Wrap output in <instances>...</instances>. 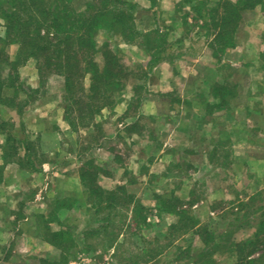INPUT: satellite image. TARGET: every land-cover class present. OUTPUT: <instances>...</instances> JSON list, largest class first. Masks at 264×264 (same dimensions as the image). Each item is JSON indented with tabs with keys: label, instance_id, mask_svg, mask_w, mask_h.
Masks as SVG:
<instances>
[{
	"label": "trees",
	"instance_id": "1",
	"mask_svg": "<svg viewBox=\"0 0 264 264\" xmlns=\"http://www.w3.org/2000/svg\"><path fill=\"white\" fill-rule=\"evenodd\" d=\"M150 1V8L140 9L133 0H0V30L5 28V37L0 36V41L4 44L0 46V107L15 109L22 115L27 107L37 101L38 95L45 91L49 79L58 76L63 78L64 120L73 132L99 127L96 118L104 110L114 109L123 101L129 82L132 79L140 81L148 74L131 69L108 45L105 49H100L97 36L105 32L119 35L128 44L139 42L140 47L151 55V61H154L152 63L158 64L165 53L168 39L167 34L157 27L156 8L160 0ZM183 2L193 5L195 19L204 21L202 28L206 30L208 48L218 60L235 47L238 30L257 7L264 5V0ZM10 45L19 46L15 60L8 54L7 47ZM31 60L37 63L38 88L26 86L20 77V69ZM88 76L90 86L86 88L84 84ZM140 89L142 86L133 88L136 92ZM214 94L222 99L217 108L225 109L226 99L234 96L235 92L228 86L218 85ZM14 129L15 126L11 123L0 124V133L7 135L3 146L5 163L16 160L23 166L36 170L40 161L35 143L26 137H18ZM226 144V141L217 144L211 156L214 165L220 158L227 159L230 156L221 150ZM20 150L24 151V156L20 155ZM101 171L102 168L93 160L84 162L80 180L87 200L82 197L84 199L81 201L80 197L75 196L58 198L54 203V212L48 217L43 216V220L61 224L58 216L60 211L88 205L95 224L82 234L84 239L86 242L95 238L104 239L106 247L112 249L120 243L119 237L123 235L122 231L129 218V221L136 222L140 228L147 227L151 210L124 185L111 190L103 187L99 182ZM3 181L4 169L0 167V184ZM187 203L176 196L160 197L158 211L177 216L178 221L170 230L179 229L185 234L193 231L206 245L213 243L218 247L215 234L208 227L202 226L186 208H181L187 206ZM50 236L54 238L50 239L51 244L62 251L67 250L64 243H73L65 228L50 233ZM231 248L235 264H264V212L254 234L232 244ZM208 255H213V251ZM66 258L63 257V263ZM211 261L212 259L203 264H210Z\"/></svg>",
	"mask_w": 264,
	"mask_h": 264
},
{
	"label": "rangeland",
	"instance_id": "2",
	"mask_svg": "<svg viewBox=\"0 0 264 264\" xmlns=\"http://www.w3.org/2000/svg\"><path fill=\"white\" fill-rule=\"evenodd\" d=\"M133 2L140 9H148L144 6L151 4L150 0H133ZM192 6L185 2L175 5V16L182 27H184V33L177 36L174 34L170 35L171 31H173L174 23L173 21L170 22L167 18V11L163 14L162 11L156 8L157 27L167 34L168 39L165 53L161 59L173 60L180 52H192L191 49L187 51L186 48L195 49L200 33L206 32L202 28L204 21L195 19L196 11L192 10ZM252 16L253 14L250 15L249 19ZM152 29L154 30L155 26ZM0 36L2 38L5 37V28L0 30ZM97 43L100 49H105V46L108 45L109 48L123 58L127 66L137 72L142 70V72L148 75L140 81L132 79L127 85L123 94V101L129 99L131 95L135 96V101L132 102L126 113H122V111L115 112V109L122 101L114 109L104 110L102 115L96 118L99 127H91L86 130L81 129L76 133L73 132L70 125L64 119L60 118L63 111L59 110V106L64 105L63 78L52 76L45 91L39 94L37 101L32 104V106L39 107L38 114L41 117H47L50 120L49 123L46 122L42 126L40 139H37L35 135L39 133L41 125L35 126L37 133L34 135V139H36L34 143L37 158L40 161V163H37V167L39 169L47 168L52 179L51 183H58V186L61 185L58 187L60 190L54 194L65 196L63 182H65L66 177L73 170L72 168L77 169L81 161L84 164L86 161L93 160L102 168L99 182L103 184V187L116 188L118 184L116 185L115 183L117 180H115L114 174L117 173L118 169H121L119 174L127 180L128 184L126 188L131 194L139 197L138 200L140 202L144 200L147 203L151 200L152 202L149 201L150 204L155 203L158 205L159 199L154 201V193H163L165 189L154 188V184H139L138 177L134 172L130 171L127 165L129 164V157L133 151V147H130L125 140V137L130 135L131 131L137 130L143 135V139L153 140L155 146H160V142L155 139V132L153 131L157 124L152 122L149 117H144L141 119L142 122L136 127H131L128 125V118L135 115L143 100L151 97L155 99L159 111H170V107L177 100V92L163 95L159 91L157 86L160 85L161 81L158 83V79L153 76V70L157 64L152 63L154 61H151V55L147 54L140 47L139 42L128 44L119 35L101 32L97 36ZM0 46H4L1 41ZM18 49V45L7 47L8 54L12 60L16 59ZM101 66H103V62H101ZM37 75L38 70L35 60L29 61L25 67L20 69L21 80L26 86H31L30 84L35 82L34 80ZM255 77V75H251L249 82L255 80ZM84 85L86 88H89L90 76L86 78ZM230 85L231 87L233 86L231 83ZM135 86H142V89L136 92L133 90ZM140 99L142 100L141 102L139 101ZM57 105L58 107H55ZM17 113L15 109L0 107V124L3 122L10 123L14 119L18 121ZM53 114L59 115L58 121L57 115L54 116ZM35 121L31 119L30 123L33 124ZM32 124H27L26 129L30 130L29 128ZM171 127L172 124L169 128ZM17 128L20 131L22 130V128ZM27 130L25 131L26 134L28 133ZM21 138L24 139V137ZM259 139L257 136L253 138L255 141ZM196 141L197 139L193 143V148L195 149L199 148L201 144H198L199 142ZM4 142L5 137L0 136V147H2ZM137 148L140 150L141 146L139 145ZM243 148V154L246 155L257 157L264 154L257 145L251 144ZM107 149H112L115 156L113 161H109V154L105 151ZM221 150L225 152V155L230 156L227 159L220 158L215 167L202 170L198 173V176L192 183L194 184L192 185L194 186V193L191 194L189 200H184L188 202V205L181 206V208H186L190 214L199 220L202 226L208 227V230L215 234V242L218 247H215L213 243H210L209 246L206 245L202 238L193 231L185 234L182 230H170L169 227L161 232L157 229V220L151 221L150 224L148 222L147 227L140 228L136 222L129 221L130 218L122 231L123 235L119 237L120 243L115 245L114 248H107V242L104 239L95 238L86 242L82 234L95 224L91 218V211L88 209V205L84 208H76L68 214L66 213L63 216L64 227H61L59 224L50 226L44 220H37L40 237L44 239H54L48 233V226H50L51 230L54 229L56 231L65 228L68 236L73 239V243H64V247L67 248L66 251H64L65 249L63 250L64 253L61 249L55 247L50 251L47 259H41L39 255H29V251L25 250L26 241L18 238L20 237L19 233L7 235L2 229L5 227L2 222L0 224V246L8 247L11 244H15L13 246L16 254L31 256L33 258L32 264L63 263V257L65 256L67 260L63 264H203L207 263L210 259H212L210 264H235L236 259L231 251L232 244L250 238L256 231L257 224L264 212V184L258 183V173L256 171H252L251 169H244L243 171L242 168L237 169L235 165H230L231 157H233L231 143L227 142L224 149L221 148ZM226 152H229V154H226ZM148 153L149 157L152 153L150 151ZM1 154L2 152L0 151V162H2ZM20 155L24 156L21 150ZM116 156L120 158H116ZM148 157L142 163L144 165L141 170L142 173L148 171V167L152 162ZM12 163L8 165V177L17 182L13 190H18V188L22 190L19 202L33 200L32 189L34 187L28 185V182L33 178H39L38 181L41 182V176L36 174L34 177L32 169L23 166L16 160ZM158 169L161 170V164H159ZM158 169L156 168L155 170ZM171 173L176 177V181H173L179 182L182 176L194 174V169L188 166L184 172L180 173L176 168H171ZM159 179L161 178L155 180L157 185L160 184ZM172 185L177 187L175 183ZM192 186H187L185 190H189ZM192 203L195 204L192 205ZM149 210H151L149 215H155V209L149 208ZM1 214V218H4L5 214L8 218L10 217L9 211L2 212ZM13 235L18 240L13 239ZM211 251H213V255L210 256L208 253ZM0 264H5V250L3 249L0 250ZM6 264L21 263L11 261Z\"/></svg>",
	"mask_w": 264,
	"mask_h": 264
},
{
	"label": "crops",
	"instance_id": "3",
	"mask_svg": "<svg viewBox=\"0 0 264 264\" xmlns=\"http://www.w3.org/2000/svg\"><path fill=\"white\" fill-rule=\"evenodd\" d=\"M183 1L160 0L157 6V9L162 11L163 14L167 11V18L174 23L170 35L177 36L184 33V27L175 16V5ZM211 1L218 2L220 0ZM231 1L237 2L238 0ZM151 6L152 4H146L144 7L150 8ZM235 43V47L230 49L221 60H218L213 57L208 48L206 32H201L196 48H186L187 51L191 49L192 52H180L173 60L161 59L153 70V76L158 79V83L161 81L157 88L163 95L177 92V100L170 107V111L163 112L158 110L153 97L146 98L141 102L135 115L128 118V125L131 127H136L144 117H149L152 122L157 124L153 131L155 132V139L160 142V146H155L153 140L143 139V135L137 130L131 131L130 135L125 137L128 145L133 147L127 165L130 171L138 177L139 184H154V188L165 189L163 193H154V201L160 197L170 198L172 196H176L182 201L189 200L191 194L194 193V186H192L194 184L192 183L198 173L215 167L211 161V156L217 144L221 141L229 142L232 145L233 157H231L230 165H235L237 169L242 168L243 171L244 169L256 171L258 173V183L264 184V154L257 157L250 156L243 154L244 151L242 150L244 146L253 144L264 152V5L257 7L251 19L238 30ZM251 75L256 77L255 80L249 82ZM36 79L35 82L30 84L31 88L39 87L38 75ZM230 83L233 84L232 87ZM218 85L228 86L235 92L234 96L226 99L227 107L225 109L217 108L222 100L214 94V90ZM134 97L131 95L129 99L124 100L115 109V112L122 111V113H126L131 102L134 101ZM55 107H58V105ZM38 108V106L30 105L22 115L17 113L19 122L16 119L10 122L15 126L14 130L18 137H26L34 142L36 140L34 135L37 133L35 126L41 125L39 133L35 135L37 139H40L42 126L46 122L49 123L50 120L47 117H41L38 114ZM60 109L63 111L60 117L63 120L65 115L64 105H60ZM53 115L56 116L57 114ZM31 119L36 121L32 124L30 123ZM27 124H32L30 128L28 127L30 130L26 129ZM171 124L172 127L169 128ZM17 127L22 128V130L20 131ZM26 130L28 131L27 134L25 133ZM151 134L153 133L151 132ZM0 136H4L6 142L7 135L0 133ZM256 136L258 139L260 138L258 141L253 140ZM196 139V142H199L198 144L201 143L197 149L193 148ZM5 142L0 147L2 152L0 167L4 169V181L0 184V215H2V212L9 211L10 217L8 218L6 214L4 218L0 216V224L1 222L4 223L5 227L2 229L7 235L19 233L20 237L18 238L26 241L25 250L29 251V255H39L41 259H47L50 251L56 246L52 245L49 239L40 237L37 220H43L44 217H48L54 212V203L58 198L75 196L80 197L81 201L84 199L82 197L87 200V195L80 180V170L83 162L81 161L77 169L72 168L73 170L63 182L65 196L54 194L60 190L58 187L61 185L51 183L52 179L47 168L39 169L37 167V170H33V175L35 177L36 174H39L41 182L38 181L39 178H33L28 182V185L34 187L32 189L33 200H26L27 202L23 200L25 202L21 203L19 200L22 190L19 188L13 190L17 182L8 177V165L13 163L6 164L3 158ZM139 145L141 146L140 150L137 148ZM105 151L109 154V161H113L115 156L112 149ZM149 151L152 154L148 157ZM152 155L154 156L152 157ZM147 157L153 163L151 162L149 165L148 171L142 173L141 170L144 167L142 163ZM159 164H161V170L158 169ZM187 165L194 169L195 175L182 176L179 182H175L176 177L171 173V168H176L182 173L188 167ZM156 168L158 170H155ZM120 170L118 169L117 173L114 174L115 180H117L115 183L118 186H126L128 182L120 176ZM158 178H161L159 179V185L155 183ZM174 183L177 187L172 185ZM101 185L103 184L101 183ZM189 185L192 187L185 190ZM105 188L115 189L107 186ZM52 194L54 195L52 196ZM149 201L147 203L144 200L141 202L146 208L155 209V215H149V224L151 221L157 220L159 224H156L157 229L162 232L177 223L176 215L160 213L158 205L155 203L150 204ZM76 208L78 206L72 210L59 212L58 216L61 224L56 221L49 223L46 220L44 221L50 226L59 224L64 227L63 216ZM34 221L36 224L33 223ZM50 226H48L49 235L52 232L61 231L51 230ZM13 239H15L14 235ZM13 245L0 246V250H5V264L11 261L32 264L33 258L29 255L21 254L20 256L16 254Z\"/></svg>",
	"mask_w": 264,
	"mask_h": 264
}]
</instances>
